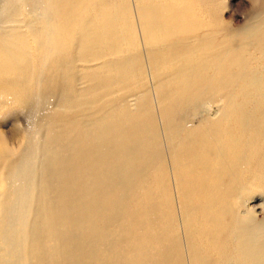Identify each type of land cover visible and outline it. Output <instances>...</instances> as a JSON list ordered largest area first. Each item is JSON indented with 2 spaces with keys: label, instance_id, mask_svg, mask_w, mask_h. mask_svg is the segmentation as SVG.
<instances>
[{
  "label": "rangeland",
  "instance_id": "rangeland-1",
  "mask_svg": "<svg viewBox=\"0 0 264 264\" xmlns=\"http://www.w3.org/2000/svg\"><path fill=\"white\" fill-rule=\"evenodd\" d=\"M59 1L64 9L62 18L56 19V13L52 17L47 18L48 12L51 10L53 12L55 8L49 6L46 0H0V43L3 42L2 39L12 38L14 41L16 40L14 46L17 45L19 50H21L18 58L21 63L11 62L12 65H8V67L13 73L20 75L25 80L23 87L31 96L29 103L25 106L12 100L8 101L5 97L0 96V139L2 140L1 142L7 145L8 150L7 157H0V206H2L0 207V260L3 262H7L10 259V251H19L21 247H25L23 238L27 235L30 220L42 219L44 217L43 212L49 211L46 205L48 206L50 203L49 205L52 204L50 212L54 215L53 217L57 218L68 229V235L65 244L58 248L55 247V243L56 239L59 238L52 235V237L46 238L48 240L44 244V249L45 253L50 257L47 264L50 261L49 264H68V262L75 264L74 261L77 260L95 264L90 256L92 252L100 250V245L95 246V243L97 245V242L102 239L106 242L115 230L126 227L121 222L113 224L108 220L106 221L95 213L87 217L89 220L80 217L83 221L86 220V223H83L82 220L77 218L79 215L75 213V211L78 212L79 210H71L66 206L67 202L70 205L75 202L76 204L79 203L77 204L78 206L81 202L79 207L83 208L85 205L86 207L84 208L90 209L93 203H87L80 197L77 199L70 197V199L66 196L70 185L78 183L76 182L77 180L81 181L87 176L84 173H80V176L74 174L75 170L69 164L72 154L71 148L74 145L73 141L75 139L87 142L94 141L95 133L102 125H107L111 128L116 127L120 133L121 141L123 139L126 140V137L134 139L151 137L153 136L152 133L155 134L152 131L153 129H151L152 125H155L156 133L166 128L159 121L157 114H159L158 109L162 108V106L167 107V105H169L170 110L167 113H171L172 119L183 126L182 129L179 128L181 134L185 135L193 127L202 128L201 126H203L204 122V127L208 125V127H211L209 120H215L220 116L218 103L213 104V107L211 106L210 116L204 113L197 114L192 117L193 120L188 122V124L183 122V116L188 110V104L180 103L176 99L187 98L184 88L189 86L197 89L201 82L211 84L210 80L216 81L215 84L212 83V86L215 87L217 85L221 75L217 74L218 69L216 70V68L220 66L219 60L223 58V55H220L221 51H223L222 47L231 49L232 53H234L232 56L226 57L223 62L225 63V80L230 82L226 83L227 85L233 84V81V86L241 83V78L237 83L235 82L240 65L243 66V69L245 66L249 71H253L259 69L262 63L264 64L262 59H260V51L264 47V0ZM55 2L58 3V0ZM33 6H36V9ZM149 11L156 12V17L159 21L170 19L175 25L184 24L192 30L196 26L193 32H198V35L207 40L206 44L209 46V54L205 55V58L203 57V60H201V62L207 63L210 67L209 70L206 69L208 72L206 81H200L199 83L198 79L192 78L183 80L176 72L180 65L198 62L199 56L197 54L199 53L196 54L194 53L195 51L188 52L190 51L188 49L189 46L192 47L196 43V40H194L196 35L184 40L185 43L167 45L165 42H173L177 34L174 32L171 37L166 35L163 29L152 31L150 29L152 25H150L147 17ZM116 13L118 14V19L116 18L115 20L114 16H116ZM7 19L9 21L7 22L8 24L6 23ZM59 28H62L64 32L61 31V34L57 33L56 35L51 32V30H58ZM176 31L177 33L180 32L179 30ZM49 33L52 34L50 35ZM8 35L11 37L9 38ZM67 40L73 42V49L70 52L63 46ZM53 44L55 47L53 46L52 49L51 46ZM219 44L222 47H219ZM47 45L50 46L48 51H46ZM1 50L0 48V52H2ZM53 50L55 51L54 54ZM69 56L71 67H69V76L67 77L70 81L66 82L64 81L65 77L58 76L57 73L64 74L66 72L67 74L69 64L66 65L65 59ZM89 59L92 61H86ZM56 74L58 78L54 79ZM213 76L214 79L212 78ZM222 85L223 83L219 82L217 88ZM240 85L242 86V84ZM69 88L72 90L69 91ZM231 88L232 86H229L228 89L230 90ZM70 92H72V95H69L71 99L70 105H68L66 96ZM122 93H126V97L125 101L120 102L118 99ZM235 95L238 98V94ZM137 97L141 99L142 104L135 101ZM1 105L3 108H1ZM215 106L218 107L216 108ZM146 124L149 127H146ZM111 128L109 131L110 136L117 137L118 133L111 131ZM158 141L162 144L163 140L160 137ZM261 143V149L264 152V137ZM87 145H90V143ZM29 156H32V158L30 157L31 160ZM27 158L28 162H25ZM138 158L141 165L138 166V176L136 175L135 179H133L132 189L129 192L131 197H139L137 201L140 202L142 200L140 205L151 200L161 199L162 185H168L171 188L170 191L173 190L172 195L176 193L175 189L177 188L175 187L178 186V182L172 177H170L171 179L168 178V169H166L167 173L165 172L160 179L154 175H152V178L150 175L154 173H151L146 167L148 162L146 158L143 155ZM100 164V160L95 163L96 166H100ZM23 165L24 167L21 168ZM31 168L33 169L31 170ZM36 172L38 173L36 174ZM243 172V175L234 179L235 188L241 190L245 182L247 186H249L251 181L255 182H253L252 188L248 189L249 192L237 191L236 197L239 195V204L243 207L240 211H252L253 214L255 213L256 218L264 223V164L260 168L248 167ZM28 176L29 178H27ZM31 178L33 179L32 195L34 198L31 201L29 199L25 201L24 199L30 206L22 207V216L20 221L17 222L12 218L15 215L14 212L19 200L28 195V192H26L29 189L27 181ZM71 180L76 183H69ZM209 182L213 183L211 180ZM87 185H83V188L80 186V189L82 188V191L85 188L90 189L89 185ZM222 185L224 187L230 185V180L224 179ZM173 196L176 197V194ZM197 199L198 202L204 201V198L201 197ZM15 200L16 203H14ZM109 201H111L110 198ZM137 201H127L129 212H133L138 208L139 203ZM13 205H15L14 208ZM69 211H74V213L70 212V214ZM72 214L76 217L74 215L72 217ZM227 218L229 216H225L224 219ZM78 221L81 224L77 223ZM191 222L190 232L197 234L195 241L207 251L208 247L213 249L203 235L213 220L206 218L200 211L195 213ZM180 224L181 221L179 222ZM132 227L129 225L127 230H132ZM156 231L155 227L150 230V233L155 235ZM74 234L77 235L75 236ZM170 234L171 236L176 235L174 231H171ZM43 235L46 237L45 234ZM73 236L76 237L75 240ZM185 236L187 235H183L182 238L186 239ZM11 239L13 240L12 242ZM70 239H72V242ZM76 239L78 240L76 241ZM79 241L81 242L80 245ZM89 244L90 246H88ZM61 251L62 253L64 252L65 257L60 254ZM85 251L88 252L86 253ZM68 253H70V258L66 256ZM62 257L66 258V260ZM28 260L30 259L25 256L20 261H22V264H27ZM32 260L34 262L30 261V263L38 264L37 258Z\"/></svg>",
  "mask_w": 264,
  "mask_h": 264
},
{
  "label": "bare ground",
  "instance_id": "bare-ground-1",
  "mask_svg": "<svg viewBox=\"0 0 264 264\" xmlns=\"http://www.w3.org/2000/svg\"><path fill=\"white\" fill-rule=\"evenodd\" d=\"M55 1L57 0H46V3L49 6L55 8L53 12L52 10L48 12L47 18L52 17L54 13L57 14L56 19L62 18L64 9L63 5L59 0L58 3ZM156 16V12L153 11H149L147 14L149 19L148 21L150 22V25H152L150 27L152 31L163 29V32H165V34L168 36L173 35L174 32L177 34V37L175 40H173V42H165L167 45H174V43H185L184 40L189 39L190 36L193 37L196 35L194 37L196 43H194L192 47L189 46L188 49H190V51L188 52L191 53L195 51L194 53H199L197 54L199 56L198 62H190L186 64L188 66L180 65L176 72H178L179 76L183 80L192 78L195 80L198 79L199 83L200 81H206V78H208V72L206 69L209 70L210 67L207 63L201 62V60H203V57L205 58V55L209 54V46L206 44L207 40L198 35V32H193L196 29V26L193 27L194 29L192 30L184 24L175 25V23H173L170 19L159 21ZM116 18L118 19L117 13L116 16H114L115 20ZM7 22H9L8 19L6 23ZM13 22L15 23V21ZM54 30H51V32H53L55 35L57 33L61 34V31L64 32L62 28H59L55 31ZM176 30H179L180 32L177 33ZM49 34L51 35L52 33ZM10 37L11 36H9V38ZM2 41L3 42L0 43V48L2 49V52H0V96L5 97V99L8 101L12 100L19 103L20 105L25 106L29 103L28 101L31 97L23 87L25 80H23L20 75L13 73V71H11L8 67V65H12L11 62L17 64L21 63V60L18 59L21 50H19L17 45L14 46L16 40L14 41L12 38L6 40L2 39ZM54 44L51 46V48L53 46L55 47ZM72 45L73 42L67 40L63 46L69 50L68 52H70L73 49ZM219 47L222 46L219 44ZM49 48L50 46L46 48V51H48ZM222 48L223 51H221L220 55H223V58L219 60L220 66H218L216 70L218 69L217 74L221 75V79L218 81L217 85H219V82L223 83V85L219 86V88H217V85L214 87L212 86V83L215 84L216 81L210 80L211 84L201 82L203 84L200 83V86L197 89L186 86L184 88V92L186 93L187 98L176 99V101L180 103L184 102L188 104V110L183 116V122L185 124L191 122L193 120L192 117L196 116L197 114L199 115L204 113L206 115L209 114L210 116L211 106L215 103H218V106L220 107V116L215 120H209L210 124L212 125L211 127H208L209 125L204 127V122L203 126L200 125L202 128L193 127L190 132L188 131L185 135H183L179 132V128L182 129L183 126H181V123H176L172 119L171 113H167V111H170L169 105H167V107L162 106V108L158 109L159 114H157L159 121H161V123H163L166 128L163 131L156 133L155 125H152L151 129H153L152 131L155 134L152 133L153 136L151 137H146L143 139L126 137V140L123 139L121 141L120 133L117 131L116 127L111 128L110 126L102 125L95 133L96 137H94V141L92 140L87 142L80 139H75V141H73L74 145L71 148L72 154L70 156L69 164L74 168V174H78L80 176V173H84L87 174V176L83 178V180L81 179V181L77 180L76 182L78 183H76L74 180H71L69 183L75 182L76 184L73 183L69 186V192L66 194V196L69 198L71 197L72 199H77L80 197L87 203H93L90 206V209L84 208L86 207L84 204H82L84 205L83 208L79 207L81 206V202L79 206L77 205L79 203L76 204L75 202L70 205L68 204L69 202H67L66 206L71 210L78 209L79 211H75V213L76 215H79V217H77L79 219L81 217L82 219L85 218L89 220L87 217L95 213L97 216L103 218L106 221L108 220L113 224L121 222L122 225L126 227L120 230H115V232L109 236V239L106 240V242L103 239L98 242L96 240L97 245L94 242L95 246L100 245V250L98 252H96V250L90 255L95 264H264V223L259 221L254 215L255 213L253 214L252 211L241 212L243 210L240 211V209L243 207H241L239 204V195L236 197L237 191L249 192L248 189L252 188L254 185L253 182L255 181H251L249 186H247L245 182L242 187L240 186L241 190H239V188H235L234 185V179L243 175V171H245L246 168H260L261 165L264 164V152H262L261 149V141L264 137V64L262 63L260 65V70L255 69L253 71H249V69H247L245 66L243 69V66L240 65L239 71L237 73L238 76L235 79V82L237 83L241 78L240 84H242V86L240 84H235V86H233L234 81L233 84L227 85L226 83L230 82L225 80V63L223 62L226 60V57L228 58L234 53H232L231 49L225 47ZM78 50L80 49L78 48ZM54 52L55 51L53 50V54ZM260 54L261 58H259L262 59V62H264V47L261 48ZM69 59L70 56L65 59V62H67L66 65L69 64L67 67V74L66 72L64 74L57 73L58 76L65 77L64 81L66 82L70 81L67 77L69 76V67H71ZM94 59H96V57H94ZM86 61L91 62L92 60L89 59ZM57 74L56 76L54 75V79L58 78ZM212 78L214 79V76ZM224 84H226V86H224ZM229 86H232L230 90L228 89ZM70 90L72 89L69 88V91ZM152 90L154 89L152 88ZM153 93L155 94L154 91ZM235 94H238V98ZM69 95L71 96L72 92L66 96V102L68 105H70L71 99L69 98ZM125 95L126 93H122L118 100L120 102L125 101ZM135 101L141 103V99L138 97ZM1 108H3L2 105ZM146 125V127H149L148 124ZM110 128L112 129L111 131H114L116 134L118 133L117 137L114 138L110 136ZM160 137L163 140L162 144H160L158 141V138ZM1 141L2 140L0 139V157H7V145ZM36 143L40 144L38 142ZM88 143H90V145H87ZM28 153L30 154L29 151ZM141 155H143L148 161L146 166L148 167V170H150L151 173H154L151 174L150 177L154 175L160 179L165 172L167 173L166 169H168V178L171 179L170 177H172L176 182H178V186L175 187L177 188L175 189L176 193H174L176 194V197L173 196L174 194L172 195L173 190L170 191L171 188L168 185L161 186V199L151 200L148 203L141 205L140 203H142V200L140 202L137 201L139 197H131L129 195V192L132 189L131 186L133 184V179H135L136 175L138 176V166L141 165L138 157ZM30 157L32 158V156H29V159ZM99 160L101 161V164L100 166H96L95 163H97ZM25 162H28V158ZM30 164H32V162H30ZM23 167L24 165L21 168ZM32 169L33 168H31V170ZM37 173L38 172H36V174ZM27 178H29V176ZM31 179H28L27 181L29 189L27 191L25 190L28 192V195L19 200L14 212L15 215L12 218L17 222L21 219L22 207L30 206V204L25 201L28 199L31 201L32 198H34L32 195L33 179L32 181ZM224 179L230 180V185L224 187L222 185ZM209 180H211L213 183H210ZM86 184L89 185L90 189L85 188V190L82 191L83 185L86 186ZM80 186H82L81 189ZM109 195H111V197H109ZM200 197L204 198V201L198 202L197 198ZM109 198L111 201H109ZM78 201L80 200L78 199ZM127 201H137L139 203L138 208H136L133 212H129L130 210L127 209L129 207H127ZM14 203H16V200ZM49 204L48 206L46 205L49 211L43 212L44 217L42 219L30 220V226H28L27 235H25L23 238V245L25 247H21L19 251L17 250L18 252L10 251V259L7 262L0 260V264H22V261L20 260L25 256L30 259L28 260L27 264H34L32 262L30 263V261H33V258H37L38 264H47L48 258L50 257L45 253L44 249V244L48 240H46V238H50L51 235L59 238L56 239L57 241L55 243V247L57 248L65 244L67 239L66 237L68 235V229H66L57 218L53 217L54 215L50 212L52 204ZM14 206L15 205H13V208ZM200 211H202V214L206 218L213 220L208 230L203 234L210 246L213 248L210 249L208 247V251L205 248H202L197 243V241H195L197 234L195 232V234L190 232L192 224L191 220L195 213ZM70 212L72 211H69V213ZM72 213H74V211ZM73 215L74 214L71 216L73 217ZM225 216H229V218L224 219ZM180 221L181 224L179 225ZM82 222L86 223V220H82ZM77 223H79V221ZM116 225L118 226V224ZM129 225L133 226L132 230H127ZM155 227L157 233L152 235L150 230ZM171 231H174L176 235L171 236ZM184 233L187 235L185 236L186 239L184 237L182 238V236L185 235ZM43 234H45L46 237ZM74 235L76 236L77 234ZM75 236H73L74 240L76 238ZM78 239H76V241ZM183 240L185 241L183 242ZM12 241L13 240L11 239V242ZM70 241L72 242V239H70ZM80 241L79 245L81 243ZM88 246H90V244ZM63 253L62 251L60 252V254ZM63 256L65 257L64 254ZM66 256L70 258V253H68ZM64 257L62 258L66 260ZM74 262L75 264H89L81 262V260ZM68 264H72V262H68Z\"/></svg>",
  "mask_w": 264,
  "mask_h": 264
}]
</instances>
